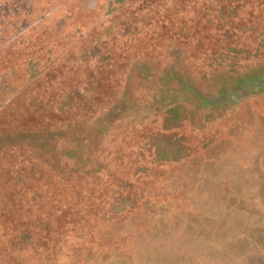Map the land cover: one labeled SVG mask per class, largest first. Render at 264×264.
Returning <instances> with one entry per match:
<instances>
[{
  "label": "rangeland",
  "instance_id": "obj_1",
  "mask_svg": "<svg viewBox=\"0 0 264 264\" xmlns=\"http://www.w3.org/2000/svg\"><path fill=\"white\" fill-rule=\"evenodd\" d=\"M0 264H264V0H0Z\"/></svg>",
  "mask_w": 264,
  "mask_h": 264
}]
</instances>
